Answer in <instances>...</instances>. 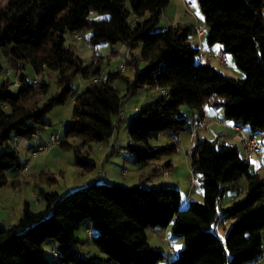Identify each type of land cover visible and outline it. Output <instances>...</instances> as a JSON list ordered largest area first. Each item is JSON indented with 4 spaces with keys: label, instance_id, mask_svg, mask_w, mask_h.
Wrapping results in <instances>:
<instances>
[{
    "label": "trees",
    "instance_id": "obj_1",
    "mask_svg": "<svg viewBox=\"0 0 264 264\" xmlns=\"http://www.w3.org/2000/svg\"><path fill=\"white\" fill-rule=\"evenodd\" d=\"M169 1L0 0V56L9 69L19 71L15 94L8 77L0 82V188L6 185L9 171L19 174L22 167L11 138L28 141L44 129L45 115L63 103L73 77L80 73L90 81L75 96L65 135L80 142L59 144L73 149L74 163L82 173L95 168L86 150L92 143L108 144L113 150L125 102L143 87L166 88L168 93L159 94L141 110L136 108L128 120V149L137 155L139 170L176 152L179 135L190 132L192 123L182 112L183 105L196 112L220 108L225 119L253 132L264 131V0H198L208 46L219 44L224 53L232 54L243 79L224 74L210 60L199 62L200 49L190 42L192 26L177 23L155 30ZM93 11L108 18L93 19ZM131 14L136 17L133 27ZM85 30H91L93 45L123 43L131 52L126 65H133L135 74L132 79L125 77L124 95L110 80L92 82L99 78L98 65L84 68L72 45L65 44L66 34ZM139 44L136 58L132 51ZM139 63L144 66L141 71ZM26 65L36 75L56 71L60 92L46 98L49 84L29 81L21 73ZM6 71L0 63V73ZM162 133H168L171 142L150 147L149 142ZM163 166L171 167V162ZM190 168L203 201L190 200L184 209L179 189L172 186L93 181L65 196L41 190L47 203L43 211L34 213L26 205L17 224L0 228V264H49L43 250L48 240L59 245L55 252L59 264H158L164 255L149 244L146 230L168 225L182 238V248L171 264H253L262 259L264 178L250 172L249 159L235 144L217 146L215 139L197 138ZM243 177L245 196L219 211L226 189L237 186ZM220 220L230 223L223 240L216 231ZM86 221L97 230L93 244L107 258H87L79 250L76 231Z\"/></svg>",
    "mask_w": 264,
    "mask_h": 264
},
{
    "label": "rangeland",
    "instance_id": "obj_2",
    "mask_svg": "<svg viewBox=\"0 0 264 264\" xmlns=\"http://www.w3.org/2000/svg\"><path fill=\"white\" fill-rule=\"evenodd\" d=\"M93 19L108 18L107 14H100L97 11H93L90 14ZM130 25L133 27L136 23V17L131 14ZM188 24L196 31L198 26L204 27V33L201 38H198L196 32L190 36V42L194 47H198L201 53H205L206 60H210L211 64L224 74L236 78L243 79L245 77L244 72L239 69L235 63L233 55L230 53H224V63H219L216 59L217 47L219 44H214L210 47L207 44L206 27L204 15L201 11L198 0H170L169 4L165 7L161 17L155 26L156 31L165 30L168 26L173 24ZM81 40H76L73 35L66 34V45H72L76 55L82 59L84 68L89 67L92 63L97 64L100 68L99 80H110L111 86L116 89L120 95H124L127 91L126 78L132 79L135 71L134 66H127L126 60L131 58V52L123 43H117L110 45L108 42H101L93 45L90 42L91 30H85L80 33ZM141 52V44H139L132 54L136 58H139ZM127 55V58H126ZM0 63L2 67L9 70L6 59L3 55L0 56ZM127 67H123V65ZM144 66L139 63V70H143ZM12 73L6 76L4 72L0 73V82L6 77L13 83L17 80L15 75L16 71L10 69ZM19 71H17L18 73ZM116 72H120V76H114ZM21 73L26 76L29 81L36 79L37 82H47L49 84V92L46 98L57 94L60 89L57 85L58 73L56 71H45L39 75H36L30 65H26ZM90 79L83 76L82 73L77 74L71 81L72 90L65 95L63 103L55 105L44 117L47 125L33 138L28 140L25 147H20L21 157L24 161L29 159L31 151L41 144H45L49 141L52 134L57 135L61 142L68 141L71 145L79 144L78 139H66V131L71 121L73 112V103L75 96L82 92ZM17 86L11 84L10 89L15 94ZM143 89H138L133 96H130L125 103H128L132 107V111L126 107L123 109L121 118L124 119V113L127 111L126 118L120 122L119 127L116 129V139L114 141L113 150L108 144L92 143L90 149L86 148L88 152L89 160L95 163V168L91 172H81V169L74 163V152L71 147H64L60 144L53 145L50 149L41 152L31 162L29 170L26 173H19L16 170H11L7 173V183L4 187L0 188V228H5L9 225L17 224L19 219L23 216V210L26 205L29 209L38 213L43 211L47 203L40 194L41 190L48 193H56L61 196H65L71 193L72 186H83L93 181L103 184H119L122 186H132L141 184L146 188H158L160 186L169 185L170 180H174L179 184V189L182 191V203L180 208L184 209L188 206L190 200L203 201V193L200 188L193 189L188 199V191L190 189L189 173L191 165V133L183 132L178 138V148L176 152L170 155H164L159 161L160 164H164L170 161L172 167L163 169L158 166L157 162H152L148 168L143 170L138 169L136 163L137 155L130 152L128 149L129 136H128V124L129 118L133 116L137 110L143 109L154 98L159 95L158 91L148 88L146 92ZM126 106V105H125ZM191 109L183 105L181 110ZM219 113L223 111L217 108ZM189 115V113H185ZM221 116V115H219ZM223 117V116H221ZM219 117V118H221ZM203 121V120H202ZM205 123V122H204ZM206 125V123H205ZM245 131L251 132V136H254L258 142L259 150L257 152L258 157L261 160L262 168L258 173L264 178V131L253 132L249 126H244ZM218 133H224L227 137L232 135L229 128L219 126L217 128ZM247 135V134H246ZM199 137H202L199 133ZM195 138V143L197 138ZM225 137L215 139V135H211V140H216L217 146H221L228 142ZM15 140L20 139L12 137L11 144H15ZM171 137L168 133H162L157 138L152 139L149 142L150 147H159L171 142ZM237 142V146L242 152L240 140ZM3 149L0 148V152ZM160 169L156 172L155 170ZM167 171L168 174H164ZM250 172L253 173L252 166H250ZM246 178L243 177L238 181L237 186L226 189L223 197L218 205L219 211L231 206L232 202L239 200L245 196ZM79 188V187H77ZM230 227V223H225L220 220L216 226V231L222 238H225V234ZM92 232V237L87 233V229ZM97 230L91 224V222H84L80 228L76 231V236L80 239L78 246L79 250L85 257L101 256L107 258V256L99 251V249L93 244V238L96 236ZM147 239L150 245L161 251L164 255V259L158 264H171L173 259L177 255L171 256L169 254V245H171L178 253L182 248V238L175 235L172 232L171 225L167 227L157 226L155 228H148L146 230ZM167 238L168 242H165L163 238ZM263 248H264V232H263ZM43 250L45 257L49 264H59V259L55 257V252H59V245L54 240H48L43 244ZM251 264V263H245ZM259 264H264V253Z\"/></svg>",
    "mask_w": 264,
    "mask_h": 264
},
{
    "label": "built area",
    "instance_id": "obj_3",
    "mask_svg": "<svg viewBox=\"0 0 264 264\" xmlns=\"http://www.w3.org/2000/svg\"><path fill=\"white\" fill-rule=\"evenodd\" d=\"M195 32H196L198 38H201V36L204 33V27L203 26H198L196 28ZM73 37L76 40H81L82 39L80 34H74ZM206 56L207 55L201 53L200 56H199V62L205 61L207 59ZM126 58H127V55H126ZM215 59L219 63L223 64L224 63V59H225L224 52L222 50L218 51L216 56H215ZM11 73H12V71L10 69L7 70L6 71V76H9ZM15 75L17 77V80H15L14 85L17 86L18 85L19 72L17 73V71H16ZM98 80L99 79H97V78H93L92 82H97ZM32 82H33V84H35L36 83V79H34ZM142 89L145 90V87H143ZM154 90L158 91L159 94H161V95H166L168 93V90L166 88H159L157 86L154 87ZM200 113H203V109L200 111ZM214 123L217 124V125L224 126V127H230V128H232L235 131L236 136L238 137V139L240 140V143L243 146V149H244V152H245L246 156H249L251 154H255V153L258 152L259 147H258V142H257L256 138L254 136L246 135L244 126H242V125H240L238 123H234V122H232L229 119H220V118H216L214 120ZM203 127H205L204 121H202V120L197 121L196 124L194 125V127H192L191 130H190L191 136L194 137L196 135V129L203 128ZM60 142H61L60 138L57 135L52 134L50 136V138H49V141L47 143L41 144V145L37 146L36 148H34L31 151L30 157L26 161H24L22 159V157H21V155L19 153V156L21 158V164H22V167H21L19 172L21 174L26 173L29 170L31 162H32V160L34 158H36L41 152L50 149L53 145L59 144ZM164 174L167 175L168 172L164 171ZM188 178H189V183H190V190L198 189V187H199L198 178H197V176L195 175V173L192 170H190ZM87 233H88L89 236H91V230L90 229H87ZM163 240L165 242H168V244H169V240L166 237L163 238ZM176 253H177V251L172 246L169 245V254L171 256H174V255H176ZM54 254L56 256V253H54ZM260 262H261V259L259 258L253 264H259Z\"/></svg>",
    "mask_w": 264,
    "mask_h": 264
},
{
    "label": "crops",
    "instance_id": "obj_4",
    "mask_svg": "<svg viewBox=\"0 0 264 264\" xmlns=\"http://www.w3.org/2000/svg\"><path fill=\"white\" fill-rule=\"evenodd\" d=\"M220 50H222L221 46L217 47L216 53L218 51H220ZM203 54H205V53H203ZM205 55H207V54H205ZM208 57H210V56H208ZM124 66H125V64L123 65V67ZM125 67H127V66H125ZM147 89L148 88H146L143 92H146ZM125 105H124V108L126 107L129 111L130 110L132 111V107L129 106L128 103H125ZM134 109H136V108H134ZM182 112L184 114L185 113H189L188 116H190L189 119H190V122L192 123V127H194L196 122L199 121V120H203L206 123L205 127L196 129V135L194 137H192L193 139H192V142H191V150H193V147L195 145V138L199 137V133H201V135H202V137H199V138H208V139H210L211 135H215V139L217 140L218 138L225 137L224 139L228 140V142H225V144H235V145H237L236 143L239 142L235 131L232 128H230V127H225V128H229V130L232 132V135L230 137H227L224 133H218V131H216L217 128L220 125L215 124L214 120L216 118L221 117V116H223V117H221L220 119H225L223 113L220 114L219 110L214 109V108H210V107H204L203 108V113L196 112V111H193V110H191L189 112V109H183ZM126 115H127V111H125V113H124V119L126 118ZM219 115H221V116H219ZM245 133L248 136L252 135L250 131H248V133L245 131ZM27 142L28 141H25V140H19V141L15 140V145L18 147V150H19L20 147H25ZM241 147H242V152H240V154L244 158L249 159L250 166H252L253 171L258 173V171H260V169L262 168V165H261V160L258 157L257 153L251 154L249 156H246L242 144H241ZM239 151H240V149H239ZM19 153L21 155L20 150H19ZM157 164H158V166L162 167L163 169H165L167 167L170 168V166H165L164 167L162 164H160V162H157ZM171 167H172V164H171ZM190 170H191V168H190ZM155 171L158 172V171H160V169L155 170ZM86 185L87 184H84L83 186H77V187L82 188V187H84ZM167 186H172V187H175V188L179 189V184H177L174 180H170L169 181V185H167ZM77 187L76 186H72L70 189H71V191H74L76 189H79ZM179 191H180V193L182 192L180 189H179ZM191 191L192 190L189 189L188 195H187L189 197L188 199H191V196H189ZM181 196H182V193H181Z\"/></svg>",
    "mask_w": 264,
    "mask_h": 264
}]
</instances>
